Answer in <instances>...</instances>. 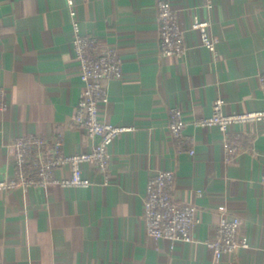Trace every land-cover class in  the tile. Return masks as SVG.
<instances>
[{
  "label": "crops",
  "instance_id": "crops-1",
  "mask_svg": "<svg viewBox=\"0 0 264 264\" xmlns=\"http://www.w3.org/2000/svg\"><path fill=\"white\" fill-rule=\"evenodd\" d=\"M75 1L81 32L122 58L101 117L132 129L109 146L107 183L83 163L88 187L0 190V264H264V119L230 125L241 137L229 162L216 126L187 125L193 154L168 128L171 106L188 121L210 116L218 97L225 114L264 108V0H169L185 34L182 58L160 54L158 0ZM195 17L210 21L215 52L202 45ZM73 36L65 0H0V179L14 174L16 137L60 133L66 153L90 148L70 123L82 92ZM164 169L174 172L176 199L197 207L194 241L171 245L145 233L146 182ZM69 175V166L54 170ZM220 205L240 217L250 246L216 258L205 241Z\"/></svg>",
  "mask_w": 264,
  "mask_h": 264
},
{
  "label": "built area",
  "instance_id": "built-area-1",
  "mask_svg": "<svg viewBox=\"0 0 264 264\" xmlns=\"http://www.w3.org/2000/svg\"><path fill=\"white\" fill-rule=\"evenodd\" d=\"M73 28V49L82 82V92L77 101L70 123L83 129L91 140L86 151L68 154L63 148V136L58 133L49 137L28 134L16 137L11 146L14 155V174L0 179V190L18 187L48 188L53 185L88 187L92 182L83 176L81 165L88 163L101 172L104 183L109 181V146L122 132L131 130L105 121L99 112V104L109 101L108 85L123 75L122 58L115 46L102 44L95 36L81 32L75 0H65ZM208 6H211L209 4ZM159 50L162 56L182 58L187 51L184 30L178 24L177 13L169 0L157 2ZM210 21L195 17L193 27L201 34L202 45L211 52L216 51L218 38L209 30ZM258 81L264 90V72L258 74ZM224 100L218 97L213 102L212 114L208 117L188 121L184 111L178 106L169 108V131L177 145L189 146L194 153L195 138L185 133L189 123L195 127L216 126L224 139L225 159L234 160L240 153L239 132L229 130L232 124L256 123L264 119V108L243 113L225 114L222 110ZM0 108L6 109L4 90L0 88ZM69 166L70 175L56 178L54 170ZM264 180V177H263ZM174 172L171 169L156 171L149 175L143 199L142 221L147 236L167 239L171 245L176 241H194L193 228L198 222L197 207L190 202H179L174 194ZM200 193V190H197ZM221 211L212 237L205 244L219 258L241 248H248L250 240L240 233L241 220L237 214L227 211L225 205L218 206Z\"/></svg>",
  "mask_w": 264,
  "mask_h": 264
}]
</instances>
